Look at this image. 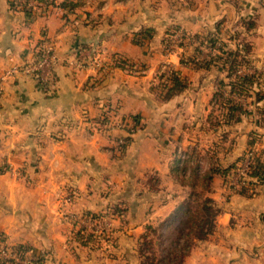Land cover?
I'll use <instances>...</instances> for the list:
<instances>
[{"label":"crops","instance_id":"1","mask_svg":"<svg viewBox=\"0 0 264 264\" xmlns=\"http://www.w3.org/2000/svg\"><path fill=\"white\" fill-rule=\"evenodd\" d=\"M248 2L253 3L39 0L24 8L0 0V232L9 244L30 247L29 256L40 257L39 264H140L137 242L145 225L157 223L177 204L173 140L179 143L203 130L199 126L223 75L218 76V64L203 69L180 61L193 55L196 40L164 56L165 32L176 26L200 40L210 34L225 45L228 41V48L236 47L235 35L241 33L252 44L253 69L264 77V11ZM240 3L243 7H237ZM251 15L255 28L245 32L241 21ZM41 40L53 42L59 57L51 89L31 76L10 73L32 59ZM208 53L204 49L201 57ZM112 54L134 67L93 64ZM78 61L84 68L75 66ZM165 62L187 83L166 100L157 80ZM250 68L242 71L253 73ZM169 73L160 74L161 81ZM248 98L240 102L247 112L228 129L239 139L237 146H252L264 155V127L256 122L260 102L254 95ZM114 109L145 124L121 152L115 145L123 131L97 136L88 129ZM147 173L159 177L158 191L149 189ZM229 179H212L209 195L220 208L215 230L179 264H264V179L249 177L243 187L235 176ZM66 194L73 211L124 203V224L115 230L112 250L72 239L60 209ZM114 222L117 229L119 220Z\"/></svg>","mask_w":264,"mask_h":264},{"label":"trees","instance_id":"2","mask_svg":"<svg viewBox=\"0 0 264 264\" xmlns=\"http://www.w3.org/2000/svg\"><path fill=\"white\" fill-rule=\"evenodd\" d=\"M23 7L26 8V4H23ZM241 23L245 32L253 30L256 25L253 18L244 19ZM171 28L177 29L179 27L173 26ZM171 35L172 31H166L165 37L162 41L163 45L166 46L169 36ZM186 37H180L178 43L179 48L186 44ZM189 38L194 41L198 40L199 45L194 47V53L191 57L185 60L181 58L180 61L193 64L196 67L203 69H209L212 65L221 64L223 70L226 72V77L228 78V81L226 82V93H224L219 84L212 95V109L204 120L205 125L207 124L208 127L210 126L209 128L217 129L223 124L230 125L232 122L240 121L241 115L247 112V109L238 99L250 96L249 88H254L257 81V76L254 72H239L240 67L245 69L252 64L250 59L252 50L251 42L246 40L244 36H241V33L235 35V38L239 40L235 48H227L223 42L212 39L210 35L201 40L196 34L189 35ZM207 40H209L208 43H206ZM205 43L209 44L211 52L207 57H201ZM112 58V65L115 67L126 70L134 67L133 62L121 55H112ZM186 85V80L180 76L179 72L171 69L166 81L162 80L161 83L162 98L165 100L172 98L183 91ZM233 96H237V98H234ZM254 98L256 102H260V106L256 107V113L258 115L256 122L259 126L264 127V90L256 89L254 92ZM117 116L124 120H127L129 117L138 119L139 121L142 120L137 115L117 114ZM130 138L131 137H126L128 141ZM126 144L120 146L121 151L124 150ZM182 162H184V160L175 154V159H173L171 167L172 173L178 175L184 173L188 158L185 159L184 164ZM237 168L238 163L222 171H219L218 168L214 169V167L208 168L200 175V180L202 181L200 186L201 191L197 192L194 185L196 184L195 181H199L196 176L199 172V166L195 165L190 171L193 177H195V181L191 184V191L188 196L179 201L166 217L155 224L145 225L144 231L140 234L137 242V254L140 259V264H179L197 242L206 240L214 232L216 227V217L220 212V208L209 195L211 192L213 175L222 173L223 178L227 180L229 176L234 174ZM262 168L263 166L260 165L257 160L253 161L252 159L247 172L248 177L264 178V169ZM159 182L160 179L157 174L147 173V183L150 190L158 191ZM239 186L242 185L239 184ZM107 208L112 216L120 219L121 223L124 222V214L127 210L124 203L113 204ZM84 214L91 215L92 217L101 216L87 210ZM261 221L264 230V214L261 216ZM0 238H6L2 232H0ZM101 238L102 237H100L99 234L95 235L93 233H88L83 229L74 231L72 236V239L78 242L81 246L90 245L94 247L100 246L99 242ZM95 243H97V245H93ZM12 249L23 257L24 254L30 250V247L23 244H15L12 245ZM31 262L32 264H39L41 259L40 257H36V259L31 257ZM0 264L21 263L0 259Z\"/></svg>","mask_w":264,"mask_h":264},{"label":"rangeland","instance_id":"3","mask_svg":"<svg viewBox=\"0 0 264 264\" xmlns=\"http://www.w3.org/2000/svg\"><path fill=\"white\" fill-rule=\"evenodd\" d=\"M225 1L226 2H230V3H232V5L236 6L235 3L237 1H240V2L242 1V3H246L247 0H225ZM248 1L253 2L252 4H250V2H248L249 5L258 6V7H260V9L262 8L261 10L264 11V0H248ZM237 7H243V5L240 3L239 5L237 4ZM253 9H254V7H253ZM252 16L253 15H251V18H252ZM169 31H172V35L169 36V40H168L166 46L162 45V52H163L164 56L174 55V54H177L180 51L181 48L178 47V43L180 41L179 39H180L181 36H185L186 37L188 35L186 37L187 38L186 41L188 40L187 42H189L191 40L189 38L190 34H188L187 31H185L181 27H179L177 29L170 28ZM165 34H166V32H165ZM209 35L210 34L204 35V37H207ZM210 37H212V36H210ZM212 39L217 40L216 38H213V37H212ZM221 41H219V42H221ZM187 42H185V43H187ZM208 42H209V40H207L206 43H208ZM195 43H196V46L199 45L198 40L195 41ZM206 43H205V46H203V47H204V49L208 50V52H209L208 54H210V52H211V50H209L210 46H209V44H206ZM226 45L225 46L228 48V46H229V42L228 41H227ZM112 55H116V54H112ZM107 57L108 56H104L102 61H103L104 64L108 63V65H109V63H111L113 61V58H112V56H110L108 58ZM162 64L165 67L167 66V68H164V70H162V72L160 71V74L169 73L170 70H171V67L169 65H167L168 63L165 62V63H162ZM168 66H169V68H168ZM218 66L222 69V72L219 73L218 76L220 77V74H223L221 76V78H220L221 79L220 86L222 87L221 89L224 91V93H226V91H227L226 82L228 81V78L226 77V72L223 71V68H222L221 64H219ZM240 69H241V73H245V72L242 71L241 67L239 68V70ZM245 69H247V68H245ZM250 69L253 70V72L257 76L256 85L254 86V88H249V95L253 96L256 89L264 90V77L261 76V72L258 73L255 69H253V65L252 64H251V68ZM160 74L158 73L157 80L159 81V83H162L161 78H160ZM259 81H263V85L261 87H258V82ZM224 95H226V94H224ZM233 97L237 98V96H233ZM248 97L242 98V99L239 98L240 99L239 101L243 102L244 100H248L249 99ZM248 102L249 101L246 102L247 105H248ZM107 112H109V110H107L105 112V114L101 115L98 120L96 119L95 121H92V123L101 122L102 121L101 117L105 116ZM109 113L110 114H108L106 116H109L110 118L115 119V120H117L119 118L117 116V111L115 109L113 110V112L111 111ZM90 125H91V123H90ZM144 125H145L144 121L141 120L142 128H140V130L144 129L143 128ZM199 127L201 129H203V130L202 131L198 130V132L195 131V132L191 133L189 136L183 137L184 139H182L181 142L178 143L176 141V139L173 140V146H174L173 159H175V154L178 155L181 159H183L184 162H185V159L188 158V162L185 165L186 168H185L184 173L182 175H178V174H174L173 173L174 176H175V182H176L175 183V193L174 194L178 198L177 203L179 201H181L182 199L186 198L188 196L189 192L191 191V184L195 181L194 180L195 177H193V175L190 173V171L194 168L195 165L199 166V172L196 175L197 179H199V181H195L196 184L194 185V188L196 189L197 192L201 191L200 186L202 184V181L200 180V175L204 171H206L208 168H211V167L212 168L214 167V169L218 168L219 171L225 170L226 168L228 169L232 165L234 166V164H236V163L240 162L241 160H243L244 157H245V154H247L248 152L252 153L253 161L257 160L258 163H260V165L263 166L262 169H264V155L261 154V153H258L256 148H254L252 146H247V145H243V144L241 145V147L237 146V143H238L239 139L237 140L236 137L233 136V133H231L232 130L228 129L229 125L223 124L220 127H218L217 129H212V128H209L210 126L208 127L207 124L205 125V123L202 122ZM88 129L90 131V134L93 135L92 129L90 127ZM140 130H138V131H140ZM111 131H123L124 132V135L119 137L116 140L115 148H116L117 152H121L120 146L122 145V144H119V142H117V141H119L120 139H123L126 136L131 137L133 134L138 132V131H136L131 136L127 135L128 131H127L126 127L123 128V129L110 130V132ZM110 132H108V131L96 132L97 133L96 135L97 136L107 135V134H110ZM252 138H256V136H252ZM128 142H127V144H128ZM175 142H177L178 144H176ZM233 149H234V152H233ZM184 162H182V163L184 164ZM232 176H234V175H232ZM232 176H229L227 179H229V178L231 179ZM214 177L223 178V175H222V173H217V174L213 175V178ZM245 178H246V180L248 182V178L249 177H245ZM230 179H229V181H230ZM262 179H264V178H262ZM236 181H237V178H236ZM66 197L69 199V201H64V200L67 199ZM70 198L71 197H69V195H67V194H66V196H64V198L61 201L60 209H61L62 217H64L66 219V221L69 222V225L71 227L70 236H73L74 231L79 230L80 228L83 229V228H86V227H84V225L82 223H80V225L82 227L77 225V222L74 223L73 222V217L70 218V214L73 213V214H76V215H85L84 214L85 211H73V210H70L69 206L72 203V199L70 201ZM91 212H94V213H97V214L101 215L100 217L105 216L106 214L110 215V213H111L108 210L107 207L104 208V209H101L99 211H91ZM116 219H118V218L115 217V216H112L111 219L108 218L106 220L105 224L108 227H111L112 231H111L109 236L103 237L102 235H100V237H102L100 242H99V245H100L99 247L100 248L102 247L103 249L112 250L113 249L112 247H115V245H116L115 243L117 241V238H116V235H115V230L119 231L120 227L124 224V222L121 223V220L118 219L119 220V225H118V228L116 229L115 222H114V220H116ZM105 224L101 223L102 226H99V227L100 228L104 227L103 225H105ZM88 231L89 230H87V231L85 230V232H88ZM88 233H91V232H88ZM93 245H97V243H95ZM32 258L36 259V257H32Z\"/></svg>","mask_w":264,"mask_h":264},{"label":"built area","instance_id":"4","mask_svg":"<svg viewBox=\"0 0 264 264\" xmlns=\"http://www.w3.org/2000/svg\"><path fill=\"white\" fill-rule=\"evenodd\" d=\"M35 2L36 0H10L12 5L23 6V4H26V7L32 6V4ZM58 61L59 57L56 54L54 43L47 40H41L34 46L32 59L23 65L12 68L10 73H20L22 75L31 76L35 79V81H37V83L40 84L41 87L45 89H51V87L55 85V67L58 64ZM75 64L74 65L78 68H84L85 66V63L81 61L75 62ZM93 64L100 66L103 65V61H98V59H95L93 60ZM240 71L241 70H239V72ZM1 82L2 78L0 77V93L2 90ZM101 120L102 121L99 123H91V125H89L93 134H97L96 132L101 131L110 132V130L123 129L126 127L128 131L127 135L131 136L133 133L142 128L141 121L131 117L127 118V120L121 118L115 120L105 115L101 117ZM126 137L120 139L117 142H119V144L125 145L128 141ZM252 159V153L248 152L245 154L244 159L238 162V168L233 174L237 178L236 183L238 185L247 184L245 177H248L247 172ZM65 201H69V199L67 198ZM71 217H73L74 223L77 222V225L80 227H82L80 225V223H82L84 227H86L83 228L84 231L89 230L88 232H91L95 235L99 234L105 237L109 236L112 231V228L105 224L108 218H112L111 214H106L102 217H92L91 215H76L72 213L70 214V218ZM101 223H104L105 225H103L104 227L100 228L99 226H102ZM0 259L11 260L15 263L21 264H32L31 257L29 256L28 252L24 254L23 257H21L19 253L12 249V245L7 242L6 238H0Z\"/></svg>","mask_w":264,"mask_h":264}]
</instances>
